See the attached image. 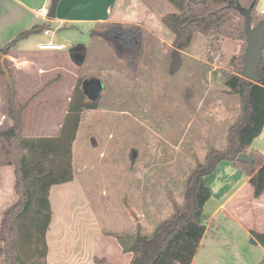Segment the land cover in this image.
I'll return each mask as SVG.
<instances>
[{"label":"rangeland","instance_id":"rangeland-1","mask_svg":"<svg viewBox=\"0 0 264 264\" xmlns=\"http://www.w3.org/2000/svg\"><path fill=\"white\" fill-rule=\"evenodd\" d=\"M129 4V13L140 11L137 19L151 32L121 23L140 28L146 38L135 71L109 44L92 35L100 30L97 25L55 33L82 60L79 67L72 62L77 77L87 85L97 84L100 92L92 93L93 86L89 92L94 99L86 95L88 101L97 100V109L82 113L72 149L73 180L49 191L52 217L46 233V264H77L71 262L93 258L95 264H125L131 255L121 254L111 234L139 231L151 237L160 223L172 217L175 207L184 206L195 172L215 161L216 168L203 180L223 177L221 162L226 160L217 158L231 155L226 152L228 135L240 115V98L227 94L224 81L242 42L195 34L184 54L176 55L169 32L163 27L165 36L158 28L164 14L178 9L165 7L166 0H129ZM114 9L124 19V0H118ZM0 57L8 59L2 53ZM26 132L39 137L31 135L27 125ZM253 147L264 152V130ZM247 191L239 199L241 207L249 202ZM245 214L248 218H239L243 225L264 227L263 215L249 210ZM224 226L228 234L233 232ZM236 232V243H250ZM256 254L261 256L259 251Z\"/></svg>","mask_w":264,"mask_h":264},{"label":"trees","instance_id":"trees-1","mask_svg":"<svg viewBox=\"0 0 264 264\" xmlns=\"http://www.w3.org/2000/svg\"><path fill=\"white\" fill-rule=\"evenodd\" d=\"M178 13L164 15L160 22L172 34V50L185 52L195 34L214 35L242 42L238 56L231 64V73L224 81L227 94L240 98V115L230 129L226 152L220 160L231 162L248 178L254 199L264 195V155L252 148V143L264 130V47L258 66L257 80L241 77L247 47L244 26L249 17L251 26L264 16L257 12L259 0H169ZM95 35L109 44L118 58L135 71L146 47L143 31L121 23L99 24ZM47 25L34 27L18 35L0 53L7 55L16 44L31 34L43 32ZM118 45V46H117ZM71 61L82 65L72 51ZM61 75L45 85L25 103L18 100L12 61L0 57V78L7 89L6 114L12 125L0 131V168L12 167L17 200L4 213L0 222L1 264H46V233L52 211L49 201L51 187L73 180V144L82 121V113L97 109V100L88 101L85 79L78 75L60 131L52 137H31L26 132L25 114L36 96L54 87ZM249 156L251 162H239L237 155ZM215 161L206 168L212 173ZM205 169V168H204ZM210 198L203 177L196 171L192 186L187 189L184 206L175 207L171 218L160 223L151 237L134 234H111L124 254H131L130 264H191L206 232L204 206ZM256 242L264 247V233L252 232ZM103 262V261H101Z\"/></svg>","mask_w":264,"mask_h":264},{"label":"crops","instance_id":"crops-1","mask_svg":"<svg viewBox=\"0 0 264 264\" xmlns=\"http://www.w3.org/2000/svg\"><path fill=\"white\" fill-rule=\"evenodd\" d=\"M117 1L60 0L56 9V17L45 21L36 12L42 7L49 9L51 0H0V50L21 33L42 25L61 30L81 27L92 29L99 24L124 23L140 25L146 28L148 33H151L145 24L141 23L140 19H137L138 17L141 18L140 11H138L137 15L129 13L131 6L129 0H124V19L122 18V13L114 14ZM166 1L168 4L165 7L178 9L174 2ZM159 7L161 8L160 3ZM256 10L258 13L264 14V0L258 1ZM171 13L174 12L166 14ZM163 27L161 24L158 29L166 36L168 33L164 31ZM170 34L169 32L168 38L173 39L172 34L171 36ZM152 35L154 34L152 33ZM158 37L162 39L161 35ZM60 38L57 35L52 38L44 36L43 32L34 33L20 40L11 49V52L6 55L13 62L14 78L20 103H25L31 96L41 91L57 75L62 76L54 87L36 96L25 114L28 132L33 136L52 137L60 131L77 80L76 67L69 57L72 47L66 46L60 41ZM50 40L63 45V50H39V44ZM182 54L184 53L178 52L176 55ZM87 84L85 80V94L89 95L93 100L94 98L90 95L89 89L94 86L92 93L98 96L100 87L97 84ZM6 102V84L0 78V131L8 129L12 125L5 112ZM257 139L252 143V148L264 155L262 149L253 147ZM221 164L223 165V177H209L208 179L207 176L203 180L210 191V198L204 206L206 232L191 264H264V247L259 245L251 235L252 232L264 233V227L254 229L243 225L239 220L241 217L246 219L245 210H249L250 214L260 213L264 216V195L259 199H254L252 189L249 186V178L240 169L234 168L231 162L226 160V162H221ZM7 168L12 167L0 168V222L3 213L17 200L14 191L15 178L13 168L11 170ZM244 190H248L249 197L247 198H249V202L246 207H241L243 203H239V199L242 198L241 195ZM239 206L240 208H238ZM224 218H229L235 223L231 226L227 224V221H224ZM224 225L230 226L233 232L228 234ZM235 228L239 230L242 237L249 238L250 243L241 241L236 243L235 238L238 233ZM231 238L234 240L230 241ZM257 251L261 253V256L257 257ZM121 254L127 255L122 250ZM131 258L132 255L125 264H130ZM77 260L79 261L71 263L95 264V258L92 260ZM102 261L104 262V260Z\"/></svg>","mask_w":264,"mask_h":264},{"label":"water","instance_id":"water-1","mask_svg":"<svg viewBox=\"0 0 264 264\" xmlns=\"http://www.w3.org/2000/svg\"><path fill=\"white\" fill-rule=\"evenodd\" d=\"M60 0H51L48 9V19H54L56 17V9ZM245 40L247 47L244 53V67L241 71V77L250 82L257 80L258 66L261 63V52L264 47V16L253 27L251 26L249 17H246L244 26ZM220 158H217V161ZM239 162H251V158L244 154H239L236 157ZM209 169L205 168L199 172L201 177L207 175Z\"/></svg>","mask_w":264,"mask_h":264},{"label":"built area","instance_id":"built-area-1","mask_svg":"<svg viewBox=\"0 0 264 264\" xmlns=\"http://www.w3.org/2000/svg\"><path fill=\"white\" fill-rule=\"evenodd\" d=\"M36 13L42 20L48 21V17H47L48 9L47 8L42 7L38 9ZM57 30H58L57 28L55 29L47 28L43 31V35L52 38L54 37ZM38 48L41 51H62L63 45L57 44L54 41L50 40V41L39 44Z\"/></svg>","mask_w":264,"mask_h":264}]
</instances>
